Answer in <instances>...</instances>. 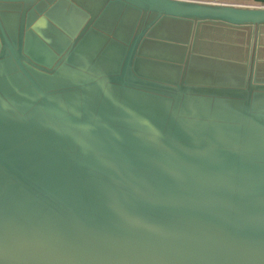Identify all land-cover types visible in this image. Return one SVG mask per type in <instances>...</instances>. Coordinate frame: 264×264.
I'll return each mask as SVG.
<instances>
[{
  "label": "water",
  "instance_id": "1",
  "mask_svg": "<svg viewBox=\"0 0 264 264\" xmlns=\"http://www.w3.org/2000/svg\"><path fill=\"white\" fill-rule=\"evenodd\" d=\"M0 0V264H264V0Z\"/></svg>",
  "mask_w": 264,
  "mask_h": 264
},
{
  "label": "crops",
  "instance_id": "2",
  "mask_svg": "<svg viewBox=\"0 0 264 264\" xmlns=\"http://www.w3.org/2000/svg\"><path fill=\"white\" fill-rule=\"evenodd\" d=\"M249 0H223L222 3L237 4V5H248Z\"/></svg>",
  "mask_w": 264,
  "mask_h": 264
},
{
  "label": "rangeland",
  "instance_id": "3",
  "mask_svg": "<svg viewBox=\"0 0 264 264\" xmlns=\"http://www.w3.org/2000/svg\"><path fill=\"white\" fill-rule=\"evenodd\" d=\"M248 2H249L248 5H250V6H260V5H258V4H255V3L253 2V0H249Z\"/></svg>",
  "mask_w": 264,
  "mask_h": 264
}]
</instances>
